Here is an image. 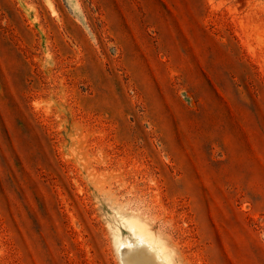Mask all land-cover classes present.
<instances>
[{
	"label": "rangeland",
	"instance_id": "obj_1",
	"mask_svg": "<svg viewBox=\"0 0 264 264\" xmlns=\"http://www.w3.org/2000/svg\"><path fill=\"white\" fill-rule=\"evenodd\" d=\"M138 231L264 264V0H0V264H123Z\"/></svg>",
	"mask_w": 264,
	"mask_h": 264
},
{
	"label": "bare ground",
	"instance_id": "obj_2",
	"mask_svg": "<svg viewBox=\"0 0 264 264\" xmlns=\"http://www.w3.org/2000/svg\"><path fill=\"white\" fill-rule=\"evenodd\" d=\"M133 237L137 241H140V242L144 241L148 243L149 246L152 249H154V251L150 252L145 247L139 245L138 243L134 247L125 251L124 258H123V261H124L123 264H161L159 260L165 259V258L162 256L159 247L156 246L151 239H149L146 235H144L140 231H138V233H133ZM117 244H119V247H120V245H122V241L117 242Z\"/></svg>",
	"mask_w": 264,
	"mask_h": 264
}]
</instances>
